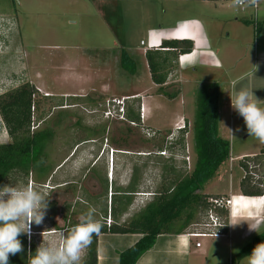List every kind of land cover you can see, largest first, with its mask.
<instances>
[{
  "label": "rangeland",
  "instance_id": "374dc122",
  "mask_svg": "<svg viewBox=\"0 0 264 264\" xmlns=\"http://www.w3.org/2000/svg\"><path fill=\"white\" fill-rule=\"evenodd\" d=\"M258 1L255 14L251 7L243 11L234 0H0V95L30 83L38 91L32 131L48 127L55 131L47 149L49 172H34L29 177L16 174L8 183H32L50 193L43 223L32 225L30 241L26 235L28 245L37 248L45 230L54 229L45 237L53 239L56 232L78 223V217L90 206L97 209V217H103L105 225L111 198L133 186L136 192L128 211L112 218L126 225L162 186L194 171L198 92L203 84H223L226 80L220 82L217 71L208 73L206 79H198L199 89L192 82L186 87L184 101L178 96L181 85L172 82L176 80V65L169 70L167 85L160 88L152 80L142 42L148 46L161 32L196 22L226 38L227 30L238 27L234 23L244 15L264 20V0ZM246 35L251 37L249 31ZM124 50L138 65L135 75L121 68ZM123 97H141L130 102L133 114L128 112L129 122L105 120L102 111L106 101ZM142 103L147 104L144 128L156 132L153 138L143 133L142 124L130 123L136 121L132 117L139 115ZM244 124L238 116L231 135L226 129L220 134L230 137L234 157L257 150L259 144L256 138L246 137L249 134ZM182 126H186L181 133L184 138L179 140L177 127ZM9 142L0 115V145ZM166 150V156L159 155ZM186 156L191 157L190 165L184 160ZM218 172L203 192L227 191L230 181L238 188L244 175L238 161L230 160ZM221 176L223 180L218 179ZM102 177L107 180V191ZM205 240L219 245L222 257L228 260L225 239L200 241ZM237 256L234 264H240Z\"/></svg>",
  "mask_w": 264,
  "mask_h": 264
},
{
  "label": "trees",
  "instance_id": "16d2710c",
  "mask_svg": "<svg viewBox=\"0 0 264 264\" xmlns=\"http://www.w3.org/2000/svg\"><path fill=\"white\" fill-rule=\"evenodd\" d=\"M263 28L264 20H261L258 23V31ZM163 45L171 51L168 53L146 52L152 80L160 88L167 84L169 70L179 60V56L190 54L194 50L192 41H164ZM120 65L131 75L137 73L136 61L125 50L121 53ZM37 95V89L30 83L0 95V115L10 137L9 143L0 145V187L8 184L9 177L12 179L16 174L29 177L34 172L41 174L49 172L50 167L46 164L49 155L47 149L53 141L55 131L51 127L32 131L34 123L32 108L35 106ZM219 105V85L217 83L203 84L198 92L197 112L194 120V142L197 155L194 171L190 175L176 178L167 186H162V189L154 193L145 208L126 225H119L115 220L111 228L104 225L100 234L142 235L132 247L120 253L119 264H137L139 259L153 248L160 235L183 234L190 226L201 222L207 214L210 208L209 199L220 197L201 194L204 185L213 179L224 163L231 159V143L223 139L219 133ZM130 113L129 117H131ZM132 118L136 121L140 120L139 115ZM105 131L104 127L101 134ZM178 138L183 140L184 135L180 134ZM248 162L260 166L254 171L260 174L261 179L255 180L249 174ZM240 165L247 171V176L240 184L241 194L246 197H262L264 195V148L260 155L245 158ZM100 181L105 184L107 191L106 178L102 177ZM135 192L133 186H129L126 191L120 193L121 195H116L114 199L111 198L110 215L112 218L113 214L117 217L128 211ZM90 203L93 205L92 202ZM220 215L229 223V210L220 211ZM225 232L227 235L229 225ZM98 236H94L84 264H98ZM19 239L23 245V251L10 255L9 264H28L29 252L35 253L36 247L32 244L28 245L26 235L22 234ZM261 242H264V233L256 237L238 254V260L241 262L250 255L252 249ZM234 261L235 258L232 259L233 263Z\"/></svg>",
  "mask_w": 264,
  "mask_h": 264
},
{
  "label": "crops",
  "instance_id": "0c3cea01",
  "mask_svg": "<svg viewBox=\"0 0 264 264\" xmlns=\"http://www.w3.org/2000/svg\"><path fill=\"white\" fill-rule=\"evenodd\" d=\"M201 2L206 3L210 1ZM257 19L260 21L258 16ZM234 24L238 27H233L232 32L227 30L226 38H224V35L220 31L210 33L202 23L196 22L194 25H186L173 30H167L163 33L161 32L152 41L157 47L149 48L147 45H143L145 46L143 49L145 52L162 51L168 53L171 50L164 47V41H192L194 43L192 53L180 55L179 60L174 63L177 68L175 73L173 72L176 80L172 82H177L181 85L178 96L186 101L184 93L188 90L186 87L191 82L195 83L197 89H199L198 79H206L208 73H215L217 71L220 74L219 77H221V79L218 77V80L220 82H223L224 79L226 80L223 84H218L220 87L219 133L221 134L226 129L230 135L235 129L234 120L240 116L231 107L229 93L232 91L233 83L237 82V87L244 85L252 88L255 97L264 101V28L258 31V34L255 33L252 14L236 19ZM250 29L253 31V36H251ZM247 31L250 32L251 37L246 35ZM222 52L224 54L220 59L219 55ZM228 64H230L231 68H227ZM253 65H258V70L254 75H252L254 72ZM205 69L206 74L200 75L199 71H204ZM229 74H232V76ZM233 76L234 80L230 79ZM169 80L170 78H168V82ZM261 106L264 107V104ZM145 107L147 108V104H145ZM240 120L244 123L241 116ZM221 137L230 141V137L228 136ZM246 137H249V135ZM263 148L264 143L259 142L257 150L253 152L243 151L234 157L231 147V159H233V163L238 161L240 164L244 158H253L260 155ZM218 173L215 176H218ZM243 177L244 175L242 179ZM218 179L223 180L222 176L218 177ZM242 179L238 183V188H235L230 181V187L227 191L224 190L218 193H205L202 191L205 195L231 197L235 201L229 208V223H240L234 227L229 225L228 234L220 238L225 239L226 244L229 246V257L227 260L229 264H234L232 259L235 258V255L242 252L256 237L264 233V202L260 197H246L241 194L240 184ZM250 227L255 228L256 231L250 230ZM183 234L160 235L156 239L153 248L147 251L137 264L227 263L225 257H222L223 252L219 245L205 240L202 241L201 247L197 248V241L188 240ZM141 237L142 235L140 234L131 233L100 234L98 236V264H119L120 253L132 247ZM241 262L240 264H247L246 258L241 260Z\"/></svg>",
  "mask_w": 264,
  "mask_h": 264
},
{
  "label": "clouds",
  "instance_id": "9594fccd",
  "mask_svg": "<svg viewBox=\"0 0 264 264\" xmlns=\"http://www.w3.org/2000/svg\"><path fill=\"white\" fill-rule=\"evenodd\" d=\"M245 0H234V3H244ZM256 3V0H250ZM254 72L258 65H253ZM233 83L229 93L231 107L244 120L250 137L264 143V101L257 99L253 89ZM186 126L178 131L180 135ZM231 131V130H230ZM178 135V136H179ZM177 137V135L175 136ZM11 181V178L9 177ZM50 193L41 190L32 183L26 185L6 184L0 187V264H9L10 255L23 251L19 237L24 234L29 241L32 236V225H41L45 219ZM240 223V222H239ZM239 223H227L236 226ZM225 224L218 225L217 229ZM104 227L103 217H97V209L89 207L78 217V223L70 228L56 232L53 239H45L54 229L41 233L42 242L35 253L29 252L28 264H82L86 250L93 243ZM250 230L255 228L250 227ZM217 230L215 231V238ZM247 264H264V242L258 243L250 255L246 257Z\"/></svg>",
  "mask_w": 264,
  "mask_h": 264
},
{
  "label": "built area",
  "instance_id": "2783aa9c",
  "mask_svg": "<svg viewBox=\"0 0 264 264\" xmlns=\"http://www.w3.org/2000/svg\"><path fill=\"white\" fill-rule=\"evenodd\" d=\"M236 5L241 8L243 11L246 10V7H251L255 10V14H257V10L259 8V1L256 0V3H251L250 0H245L244 3H240ZM253 21H254V29H255V33L258 34V19L257 16L254 18L253 17ZM142 45H144V42H142ZM149 48H153V47H157L156 44H154L153 42H151L148 45ZM141 97H123L121 99H116V98H112V99H108L105 103V105L103 106V118L107 121H123V122H129L128 119V112H129V107H130V102L131 100H136L139 99ZM146 108L143 105V103L141 104V107L139 109V121H132L130 122L131 124L136 126L142 124V131L143 133L149 137V138H153L156 136V132L152 131L148 128H144V122H145V114H146ZM185 126L182 127H177V131H181ZM34 128V127H33ZM35 130V129H34ZM168 154V151H162L159 153L160 156H166ZM245 159V158H244ZM184 160L188 162V164H191V157L186 156L184 157ZM114 161H112L113 163ZM231 162H233V159H231ZM248 168L250 170L249 174L255 179V180H259L261 179L260 174L255 172V169H259L260 166L258 165H254L251 162L247 163ZM243 169V168H242ZM244 171V177L245 178L247 176V171ZM113 175V167H112V171L110 173V176ZM261 187H263L261 185ZM151 197V196H150ZM261 200L264 202V195L262 197H260ZM234 200H232L231 197L227 198V197H216V198H210L209 199V203H210V208L207 212V214H205L204 218L201 220V222L193 224L192 226H190L185 232H184V237L188 240H196V247L200 248L202 245V239H214L215 238V231L217 230V236L216 238H223L226 236V232L225 230L228 228V224L227 221L224 217H222V215H220V211L222 210H229L230 206L232 205V203L234 204ZM115 224V221L112 219L111 215L107 221V223H105V225H107L108 228H111L112 225ZM221 224H225L224 227H220L217 229L218 225Z\"/></svg>",
  "mask_w": 264,
  "mask_h": 264
},
{
  "label": "bare ground",
  "instance_id": "6f19581e",
  "mask_svg": "<svg viewBox=\"0 0 264 264\" xmlns=\"http://www.w3.org/2000/svg\"><path fill=\"white\" fill-rule=\"evenodd\" d=\"M176 38V37H175ZM178 39V38H177ZM182 40H185V39H182Z\"/></svg>",
  "mask_w": 264,
  "mask_h": 264
}]
</instances>
